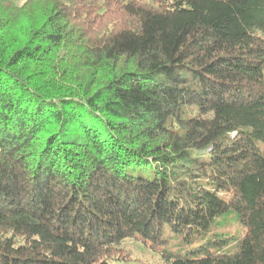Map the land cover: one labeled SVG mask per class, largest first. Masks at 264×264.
<instances>
[{"label":"trees","instance_id":"1","mask_svg":"<svg viewBox=\"0 0 264 264\" xmlns=\"http://www.w3.org/2000/svg\"><path fill=\"white\" fill-rule=\"evenodd\" d=\"M133 237L264 264V0H0V264Z\"/></svg>","mask_w":264,"mask_h":264},{"label":"rangeland","instance_id":"2","mask_svg":"<svg viewBox=\"0 0 264 264\" xmlns=\"http://www.w3.org/2000/svg\"><path fill=\"white\" fill-rule=\"evenodd\" d=\"M223 197H228L224 195ZM180 236H171L168 238L169 242L166 247L173 248L174 250H184L181 245L174 246L175 243H183V239ZM124 247L131 251L134 258H140L144 262L149 264H163L161 259L162 247L152 244L151 241H143L141 238H131L124 242Z\"/></svg>","mask_w":264,"mask_h":264}]
</instances>
